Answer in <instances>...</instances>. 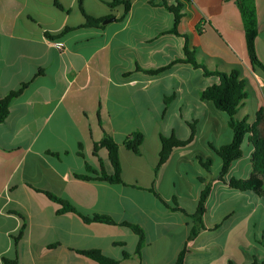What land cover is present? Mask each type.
Listing matches in <instances>:
<instances>
[{
	"label": "crops",
	"instance_id": "0c3cea01",
	"mask_svg": "<svg viewBox=\"0 0 264 264\" xmlns=\"http://www.w3.org/2000/svg\"><path fill=\"white\" fill-rule=\"evenodd\" d=\"M112 1L82 0L87 15L114 19L85 28L78 0H0V99L27 83L0 121V264H98L80 253L88 250L118 264H173L182 251L183 264H214L208 257L216 245L208 237L235 207L216 216L210 211L235 195L202 163L212 161L213 147L231 142L232 131L227 115L200 99L216 79L185 62L184 46L194 49L196 61L208 70L237 72L246 99L235 118L253 124L260 109L264 115V74L250 65L240 12L234 0H165L182 4L176 33L173 15L158 6L161 0H130L123 19L124 6H110ZM253 1L254 49L264 65V0ZM48 40L62 42L64 49ZM193 121L194 141L174 149L156 169L159 135L186 139ZM133 133L143 135L136 153L124 146ZM105 136L117 145L122 184L76 178L87 166L99 173L86 154L98 158L94 146L104 149ZM189 167L203 181H191ZM205 184L210 191L202 228L189 239L191 220L174 210V202L193 214ZM45 191L83 214L110 217L116 224L59 214L61 206ZM23 218L26 227L15 242ZM123 222L143 231L139 254L138 237Z\"/></svg>",
	"mask_w": 264,
	"mask_h": 264
},
{
	"label": "trees",
	"instance_id": "16d2710c",
	"mask_svg": "<svg viewBox=\"0 0 264 264\" xmlns=\"http://www.w3.org/2000/svg\"><path fill=\"white\" fill-rule=\"evenodd\" d=\"M242 19L246 51L250 65L253 69L264 74V65L257 58L254 41L256 38V16L253 0H234ZM152 3V2H151ZM115 4H120L124 6L123 17L127 14L130 8V0H113L109 3L110 6ZM59 6V5H58ZM79 10L85 18L83 27L85 28H100L103 19L93 18L87 15L82 8V0H78ZM161 8H164L173 15V31L176 32V27L180 23L183 13L182 4L176 1V5H168L165 0H161L158 4ZM60 7V6H59ZM69 29H65L63 32H67ZM177 33V32H176ZM47 38L53 39L51 36L46 35ZM194 49L188 50L184 46V53L186 63L190 66L197 68L202 71V73L207 77H213L216 82L212 85L203 89L200 93V99L203 101H208L212 103L214 108L228 117V126L232 131V140L229 144L214 148V152L221 159L222 166L218 175V180L228 185L229 188L241 192L251 191L253 193L263 192L264 190V115L261 109L256 114L255 122L251 125L246 123V119L241 121L235 118L237 108L246 99V93L244 91V85L242 81L238 79V74L236 71L224 72L218 70H208L201 63H198L195 59ZM168 67H161L160 69L154 71H148V74L156 75L160 72L167 70ZM27 83H23L15 91L8 93L4 98L0 99V121H3L9 114V104L11 100L18 97L22 91L26 88ZM172 97L167 98L168 101ZM195 122L188 123L189 135L186 139H180L176 137L173 133L170 135L160 134V151L158 154V163L156 169L162 166L170 157L174 149L183 148L188 146L194 141L195 138ZM143 139L141 133H133L130 137H127L124 141V146L133 151L137 152ZM247 141L252 148L250 154L251 172L248 179L239 180L235 178H228L227 172L229 167L242 158V144ZM100 146L104 148L107 152V158L110 165L111 171L107 173L103 167L100 168L99 173L93 171L89 166L86 168V173L81 175H75L76 178L84 181H105L111 184H122L120 179V166L118 162L117 145L114 143L112 138L105 136L100 143ZM97 145L94 146L93 153L96 154ZM56 155V154H54ZM206 170H209L211 161L206 160L202 163ZM200 181H203L200 179ZM210 191L209 185L205 184L202 188L198 203L193 214H185V212L180 209L174 202V210H177L189 217L191 220V228L189 233V239L195 238L198 231L202 228V217L205 212V203ZM50 200L58 203L61 206V210L58 212H72L77 214L82 221L85 223H104L108 225H115L116 222L110 217L99 216V215H87L78 211L71 203L68 201L59 199L54 194L50 192H43ZM163 203V202H162ZM121 226L129 228L138 237V243L136 246V253L139 254L143 242L144 236L143 231L136 225L129 224L127 222L120 223ZM25 220L23 218V224L21 225L17 236L14 241L17 242L22 238L23 232L25 230ZM80 253L94 261L98 264H118L117 261L105 257L100 251L88 250L80 251ZM124 257H128L126 253L123 254ZM184 251L180 253L177 260L173 264H183Z\"/></svg>",
	"mask_w": 264,
	"mask_h": 264
},
{
	"label": "rangeland",
	"instance_id": "374dc122",
	"mask_svg": "<svg viewBox=\"0 0 264 264\" xmlns=\"http://www.w3.org/2000/svg\"><path fill=\"white\" fill-rule=\"evenodd\" d=\"M199 73H202L199 70ZM203 74V73H202ZM201 75V74H200ZM201 77V76H200ZM206 77V76H205ZM243 157L238 160V164H233L230 174L233 178L244 180L248 179L251 171L249 156V147L244 141L242 144ZM99 149V148H98ZM98 158L91 159L86 154L87 164L97 171L103 167L109 169L106 152L99 149L96 152ZM184 165H187L184 163ZM201 168V166H200ZM221 168V160L216 155L211 161V174L217 176ZM170 178L172 177V165L168 170ZM202 175L207 177V173L200 169ZM196 172L189 167V178L193 182L200 183ZM175 180L180 184L178 188H184L179 176L174 175ZM235 196L231 195L227 200V205L219 209H212L211 215L216 216L224 207L234 206L235 211L228 217L210 238L216 247H213L210 254V263L219 264L218 261L223 259L225 264H264V190L263 192H239L231 190ZM225 247L223 251L222 248ZM225 256V257H224Z\"/></svg>",
	"mask_w": 264,
	"mask_h": 264
},
{
	"label": "built area",
	"instance_id": "2783aa9c",
	"mask_svg": "<svg viewBox=\"0 0 264 264\" xmlns=\"http://www.w3.org/2000/svg\"><path fill=\"white\" fill-rule=\"evenodd\" d=\"M49 45L51 47L55 48L58 51H62L64 49V44L60 41H53V40H48Z\"/></svg>",
	"mask_w": 264,
	"mask_h": 264
},
{
	"label": "water",
	"instance_id": "95a60500",
	"mask_svg": "<svg viewBox=\"0 0 264 264\" xmlns=\"http://www.w3.org/2000/svg\"><path fill=\"white\" fill-rule=\"evenodd\" d=\"M113 20H114L113 18H111V19H106V20L103 21V23L111 22V21H113Z\"/></svg>",
	"mask_w": 264,
	"mask_h": 264
}]
</instances>
